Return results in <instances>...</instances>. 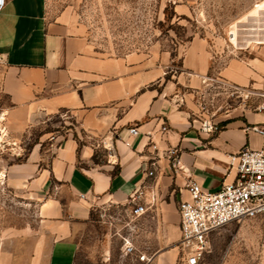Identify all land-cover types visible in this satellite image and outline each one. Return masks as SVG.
Listing matches in <instances>:
<instances>
[{
    "label": "crops",
    "instance_id": "0c3cea01",
    "mask_svg": "<svg viewBox=\"0 0 264 264\" xmlns=\"http://www.w3.org/2000/svg\"><path fill=\"white\" fill-rule=\"evenodd\" d=\"M176 10L184 15L189 7ZM213 63L201 37L178 55L154 47L108 54L69 20L51 17L46 0L10 1L0 13V120L18 132L63 111L74 121L64 132L44 134L23 158L4 166L8 187L25 195L37 213L0 243V264H77L78 236L93 212L128 207L138 190L149 207L139 220L159 238L155 256L172 264V247L181 238L179 204L190 198L189 182L218 191L237 178L231 155L244 148L264 151V136L254 129H264V112L255 111L262 100L251 105L246 99L250 86L256 94L264 89L261 63L232 59L218 70L244 96L215 120L213 131L201 129L197 97L211 85ZM131 127L138 128L135 138ZM171 147L179 149L178 170L164 155Z\"/></svg>",
    "mask_w": 264,
    "mask_h": 264
},
{
    "label": "rangeland",
    "instance_id": "374dc122",
    "mask_svg": "<svg viewBox=\"0 0 264 264\" xmlns=\"http://www.w3.org/2000/svg\"><path fill=\"white\" fill-rule=\"evenodd\" d=\"M181 4L189 7L187 14L177 12ZM46 8L51 17L69 20L99 50L112 55L152 47L178 55L193 38L207 40L214 71L209 76L211 85L197 97L201 126L209 121L215 126V120L244 96L218 74L221 67L232 59L264 65V0H46ZM249 88L246 99L255 105L261 97L255 87ZM73 121L63 111L44 123L30 124L25 131L0 123L10 143L0 151L1 244L11 237L10 232L31 224L37 213V206L25 195L8 187L4 166L23 158L44 134L73 127ZM127 208L105 206L93 212L78 236L77 264H161L155 256L160 247L158 235L151 224L131 218ZM125 238L134 246L131 254L125 253ZM172 248L177 250L172 264H185L180 240ZM202 264H264V223L235 221L214 231Z\"/></svg>",
    "mask_w": 264,
    "mask_h": 264
},
{
    "label": "built area",
    "instance_id": "2783aa9c",
    "mask_svg": "<svg viewBox=\"0 0 264 264\" xmlns=\"http://www.w3.org/2000/svg\"><path fill=\"white\" fill-rule=\"evenodd\" d=\"M10 1L12 0H0V13ZM222 84L228 85L224 81ZM258 95L262 101L255 107V111L262 113L264 112V89ZM2 115L4 113L0 116ZM201 129L213 131L214 125L211 121L204 122ZM254 129L264 136V129L259 130L258 127ZM169 131L168 126L164 124L161 132L166 134ZM138 134L137 127L129 129L130 137L135 138ZM7 137L6 127L0 125V151L10 146ZM148 139L150 148L157 153L159 151L157 143L151 135H148ZM126 145L131 146V143L127 141ZM108 152L109 158L115 159L114 149L110 148ZM164 155L170 161L172 168L180 169L178 148L171 147L165 151ZM157 158H159L158 155ZM156 164L157 161L152 163V166L155 167ZM229 164L237 171L234 183L224 185L218 191H209L203 189L198 182L190 181L187 186L190 198L179 204L180 248L185 264H202L210 249L211 234L227 224L250 219H258L264 223V151L244 148L230 156ZM147 176L153 177L154 170L148 171ZM143 196L144 193L138 190L128 202L129 215L134 220L139 219L149 210L148 204L143 203ZM124 243L125 253H133L134 246L131 240L125 238Z\"/></svg>",
    "mask_w": 264,
    "mask_h": 264
},
{
    "label": "bare ground",
    "instance_id": "6f19581e",
    "mask_svg": "<svg viewBox=\"0 0 264 264\" xmlns=\"http://www.w3.org/2000/svg\"><path fill=\"white\" fill-rule=\"evenodd\" d=\"M0 122H1V120H0Z\"/></svg>",
    "mask_w": 264,
    "mask_h": 264
}]
</instances>
